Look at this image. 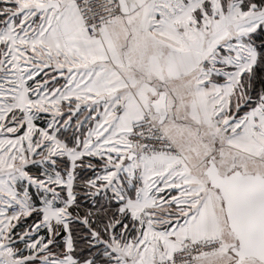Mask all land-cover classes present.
<instances>
[{"label":"snow or ice","instance_id":"obj_1","mask_svg":"<svg viewBox=\"0 0 264 264\" xmlns=\"http://www.w3.org/2000/svg\"><path fill=\"white\" fill-rule=\"evenodd\" d=\"M0 264H264V0H0Z\"/></svg>","mask_w":264,"mask_h":264}]
</instances>
